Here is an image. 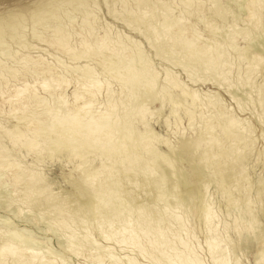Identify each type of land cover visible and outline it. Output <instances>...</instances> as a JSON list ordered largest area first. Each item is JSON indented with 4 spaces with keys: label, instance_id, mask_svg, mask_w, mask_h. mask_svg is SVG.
<instances>
[{
    "label": "bare ground",
    "instance_id": "6f19581e",
    "mask_svg": "<svg viewBox=\"0 0 264 264\" xmlns=\"http://www.w3.org/2000/svg\"><path fill=\"white\" fill-rule=\"evenodd\" d=\"M165 1H163V2H165ZM232 1H233V3H235V5L240 4V2H239L240 0H232ZM163 2L160 3V0H105L104 3L106 5L105 8L107 9V12L109 13L110 16H113L116 19L119 17L120 21L122 20L125 24H127L125 21H131L134 24L139 23V24L143 25L144 29L148 32L146 35L148 36V34H150L151 39H153V41L156 42V45L158 44V46H159L158 50L156 51V55H155L156 58H161L160 56H165L164 55V53H165L166 56L170 55V59H171L172 55H174L175 57H176V55H178V57H176V58L179 60V55H180V58L183 59V61L184 60L186 61L185 63H187V62H189L188 64L193 63V64H196L195 66H197L199 64L202 71H203V74H204V72L206 74L211 73V75H212V72L215 73L214 74L215 77H213L215 81L213 80L214 81L213 83H215L219 87L226 86L227 92H230L231 87H229L230 84L228 81L229 79H228L227 74L231 73L230 71H231L232 67H231L230 61L228 60L229 54L227 55L225 53L224 47H226V46H223V44H225V43H223V44L221 43L222 44L221 46L219 45V43L217 41V40H219V38H217L218 34H215L216 31L214 32V34H212V36L207 35V37L204 39V35H202L198 32V30L196 29V25L193 23V20H192V18H194V14H197V16L202 15V12H201L202 6H203L202 0H170V1H168V2H172L174 4L175 11H176V9L179 10V12H178L179 15L175 16L176 18L174 17L173 19L171 18L172 16L169 17L171 13L169 14V12L167 11V10H170L171 8L170 9L168 8L166 10L167 13L164 14L165 8H163L161 6V4ZM209 2H210V5H209V3H207V4L210 7V10H214L213 12L215 14V15H212V18L215 19L216 16L217 17L219 16L220 17L219 19H221V17H223L224 20L222 19V21H224V23H225L224 17H226L225 14L227 12L226 13L224 12L225 7H223L222 0H219L218 3H217V1L215 2L214 0H209ZM152 3L154 5H157V7H155V8L151 7L150 5ZM242 3H243V0H242ZM159 4L162 7V9L160 8ZM98 5H99L98 0H0V54L5 56L6 58L8 57L11 61L12 60L14 61V66H12V64H11V66H9L8 64L5 65L4 64L5 62L4 63L2 62L3 60L0 61V82L2 83L4 80L7 81L9 79H14L15 81H21L24 78H27L29 76L30 77L33 76V77H37L38 79L34 80L32 83L38 82V84L41 86V88L44 92H48V89L52 90V93L47 94L48 95L47 97L46 96L40 97L39 95L35 94L36 91L34 92L32 90L33 86H31V84H29L27 81H25L24 83H22L23 85H21L20 87H17V86L14 87L13 93L8 99L9 102L11 101V103L15 104V105L22 104L21 106L27 105V106H34L35 108L36 107L45 108V109H43L45 111L42 112L44 119L39 120L37 122V128L39 130L45 131V133H51L52 132V133H58V135L61 133L62 137L60 139L58 138L57 140H55V142L52 141V142H54V144L62 143L65 145H72V143H79V142L87 143V142H91V141H96L97 146L95 148L96 149L99 148V150H102L103 153H105L107 155V160L109 158L111 159V157L122 156V158L124 157L125 161L127 162V164L122 168L124 169L126 167L127 170H130L132 167L139 165V163L140 164L143 163L142 157H139L140 155L138 156L139 159H137V156H136L137 154L134 155L135 153H133V152H135V150L133 149L132 146L131 147L134 151L131 152L132 154L130 152H128L129 148H130V144L132 145L133 140L137 139V140L143 141V143H145V142L150 141L151 139L158 141V137L151 130L141 131V132L138 130H135V132L133 134L134 128L132 129V126H133L132 125V123H133L132 118L137 117L138 124H140L142 122V120H144V113L142 111H140V109H139L140 106L138 107L139 110H136V107L133 106L134 109L132 108L133 109V110L131 109L132 111H130L128 109L129 111H124L122 113V115L120 113H114L115 110L117 111V105H116V103H117L116 99L117 98L116 99L113 98L114 96H113L112 91L109 87V84H105L103 87L104 90L106 89L105 90L106 95H105L104 99L106 100L105 103L108 104L109 109H106L105 111L97 112L96 110H94L92 108L94 102L97 101L96 100L97 95H99L101 93V91L103 90V89L101 90L99 88H95L92 86V82L95 79L99 78V74L97 73L96 68L92 67L91 64L92 65L98 64L99 67L101 66V68L103 69L104 72L109 73L108 75H110V73H113V74H116L118 76H121V75L125 76L127 79L130 76V78L132 80H130V78H129V80L132 81L133 83L129 82V84L131 83L132 87H131V85L128 86V88H129L128 93L130 94V95L128 94V96H133V94H134L133 92H135V89H137V88L142 89V90H144L143 95L145 94L144 96H146L147 99L150 100V102L151 101L156 102L157 100H159L158 102H162L161 100H163V99L168 101L172 105L173 112L179 106V104H181L182 102L187 103L189 101L191 102L192 105H195L196 102L199 101L201 106L207 107V108L211 107L214 110V115L212 114L213 117L207 119L204 122V124H202L204 126V127L202 126L203 130L199 129L200 130L199 133L195 134L194 137H191L192 140L194 141V143L198 144L199 146L201 145L202 141L204 142L205 140H208V139L212 140L213 137H216L218 135V134H216V129L219 128L218 127L219 124L217 125V122L223 121L224 122L223 125L224 124L225 125L224 126L221 125V127L223 126L222 131H225L224 129H226V131H228L229 134L232 132L234 133V131H236L235 129H238V128L242 129L243 137L240 136V138H239V135H241L242 131H240V132L236 131L238 133L237 134L238 136L234 135L236 133L230 134L229 135L230 141L233 142V143H231V145L232 144L233 145L231 146L229 143L231 148L229 146H227V147H229V149L233 150V151L231 150L232 152L230 150H229V152L227 151L228 154H230V152H231V153H233V157H234V152H235V155L237 154V156L240 155L242 157V155H241V152H242L241 149H243L242 147H245V144L247 142L250 143V141H247V140H248V137L250 135L249 133H251V132H249V130L251 129V126H248L250 128L246 127L247 121L245 119H241L239 117H236L233 114H232L233 116L229 115V116L223 117L221 114V104H220V100H219L221 98H219V99L214 98V95L217 93H213L214 94L213 95L212 93H206V92L204 93L198 89L190 88V87H188L189 85H187V84L184 85L182 82H180L177 79L178 77H176L174 75L175 73L172 74V72H169L170 70H168V69H166V71L164 73V78H163L164 85H163V87L160 86L162 91L159 90L160 91L159 94H158V92H157V94L155 92H153L154 88L157 87L156 85H157V81L159 78V73L156 71V68L154 70V67L152 65L153 62L150 61V58L147 59L146 56H144V53H142L143 50H141L142 52L140 51L141 48H139V44H140L139 41L133 40L132 39L133 37L132 38H131V36L127 37L128 35L125 36V34H123L124 35L123 36L121 33H119L120 31L118 32V30H117L118 33L116 32V34H112V29H111L112 26H110L108 23H107V26L105 28H103V26L101 25V23H102V21L100 20L101 18L99 17V15H101V14L99 11H97L98 9H100V8H98ZM244 5H245V2H244ZM249 5H248V7L245 6L246 7L245 11L248 14V15L246 14L248 17L246 22L249 25L252 24V28H256L257 30H259L258 26L260 24H258L254 21L253 18L256 15H254V12H252ZM168 6H169V3L167 5V7ZM174 6L172 7L171 3H170V7H172L174 9ZM156 9H159L160 14H161V17L159 15V21L158 22H156V18H157ZM27 11H29V16H26V14H25ZM33 11H37L38 13L41 14L42 22L38 20L35 23H33V22L31 23V15H32ZM97 12H99V15H97ZM170 12L174 13V11L172 9L170 10ZM167 14H169V15H167ZM174 14H173V16H174ZM115 15L118 17H115ZM228 15H230V14H228ZM227 18L229 19V16ZM227 18H226V20H227ZM260 18H261V15H260ZM197 19H199V18H197ZM206 19H208V18H206ZM117 20L119 21V19H117ZM199 20H201V19H199ZM202 20L206 21L204 24L206 25L205 28H207L208 31L212 32L213 28L215 30V27H213V25L215 26V24L211 20L210 21L208 20L209 21L208 22L207 20H205V17H203ZM25 21H27V23H25ZM229 21H231V20L229 19ZM229 21H228V28L231 29V31H229V32L227 31V33H229L228 34L229 40L231 41L232 37H235L236 35L239 34V36H240L239 38H241L243 41L246 42L245 47H244L245 50H244V52H239L240 56L238 57V59L239 60L243 59L242 58L243 56H244V59L246 56L247 57L248 56L253 57V59H254V57H257V59H258V57L261 58L262 54H264L263 53V51H264V40H259V38L256 40H250L249 29L248 30H241V31L239 30L237 34L234 32L236 35H234V36L231 35L232 31L235 30V28H234L235 26L232 25V23H233L232 21L231 22H229ZM29 23H31V26H33V27H36V25L40 26L38 28H33V31L31 32V36H32L33 40H38L41 43L47 44L50 48L54 49L55 51L59 52L60 54L66 55L69 58V60L72 61V63H73L72 66H74V67L70 68V67H67L66 64L64 65L63 63H61L58 60V63L60 62L59 64L64 69V71L66 73L71 74L70 75L71 80H73L78 85V88L75 89V91L72 93V99L71 100L68 99V97L66 96V93L64 94L65 90L63 88H66L68 85H70V83L72 81L66 78L67 75L65 73H63L64 71H62V73L59 72L60 75L58 73L56 74L55 71H57L56 69H58V68H56L55 65H52L53 63L52 64L47 63L46 60L43 59V57L40 55L39 56H33L31 53V51L33 49L32 45L29 46L28 52L23 54L20 58L16 57V54H18V52L11 53V52L6 50L7 48H6L5 44L3 43L4 42L3 39L5 40V38H8V40L15 41L19 44H22L23 45V47H21L22 49L26 48L25 47V37H26L25 29L27 26H29ZM226 23H227V21H226ZM32 24H34V25H32ZM158 24H159V26H157ZM100 27H101V30H99ZM224 27L225 26H223V28ZM132 29L134 31H136V33L138 32L137 34H142V33H139L142 30H140V29L138 30V29H136V27H133ZM115 31H116V29H115ZM252 31H253V29H252ZM219 34H220V32H219ZM142 37L146 38L145 35ZM250 37H252V36H250ZM146 40H148V37L146 38ZM222 41H226V40H222ZM230 41H229V43L233 42L234 40L231 42ZM148 44L150 45L149 42H148ZM151 45H152V42H151ZM228 45L230 46L231 44H228ZM233 45L234 44H232L231 46H233ZM141 46H142V44H141ZM153 49L155 50L156 48L154 47ZM234 49H236V47H233V50ZM239 49H243V48L238 47V49H236V50H239ZM231 50H232V48H230V51ZM160 52H163V55ZM181 52L184 55H182ZM227 53H228V51H227ZM234 53H236L235 50H234ZM237 53H238V51H237ZM159 54H160V56H159ZM236 55H238V54H236ZM112 56L116 57L115 58L116 61L114 58H111ZM175 57H174V59L176 61ZM236 58H237V56H236ZM117 59H119V60H117ZM253 59H251V58L249 59V60H251L252 63L251 64L248 63L249 65L247 64V66L244 70L241 69L238 72L236 71L237 72L236 73V75H237L236 80L238 83H240V81L245 80V79L247 81L248 80L250 81V78L255 73V71H258L257 70L258 67L256 64L253 63V61H255ZM120 60H121V62H123L122 65L117 63L118 61L120 62ZM55 61H57V60H55ZM261 61H263V60L261 59ZM232 62H233V60H232ZM238 62L239 61L237 60L236 63L238 64ZM9 63H11V62H9ZM188 64H186V65L188 66ZM69 65H71V64H69ZM179 65L177 67H179ZM182 65H184V64H182ZM191 65L192 64H190V66ZM195 66H194L193 71H195ZM137 67H139V68H137ZM237 67H238V65H237ZM135 68H137V69H135ZM191 68H192V66H191ZM191 68H190V70H191ZM184 69H182V70L186 74L187 72H185V71H188L189 69L187 68L188 70H185V71H184ZM261 70H262L261 73L263 75V82H264V65H263V69H261ZM141 71L143 72V74ZM191 71H189V72H191ZM144 73H145V76H144ZM192 74L190 73V75H192ZM190 75H189V73H187V78L189 79V81H191L194 84L197 83L198 80L199 81L202 80V79L197 80L196 78L193 77V75H192V77ZM195 80H197V81H195ZM205 81H202V82L205 83ZM263 87H264V85L261 86L262 89H263ZM124 88H126V87H124ZM34 90H36V89H34ZM81 90H85L86 91L85 93L89 97L88 98L85 97V94ZM1 91H2V89H1ZM146 91H148V92L146 93ZM263 92H264V89H263ZM153 93H155V94H153ZM162 93H163V95H162ZM261 93H262V91H261ZM2 95H4V94H2ZM260 96L262 97L261 94H260ZM202 97L205 98V102H201ZM49 103L52 104V107L48 106ZM55 103L57 104V107H55ZM15 105H13V106H15ZM162 105L163 104H161V107H162ZM131 106H129V108H131ZM47 107H49V108H47ZM207 108H205V109H207ZM243 108L240 107V109H241L240 111H242ZM15 110H20V109H18L16 107ZM209 110H210V108H209ZM117 112H119V110ZM185 113L189 117L188 118L189 121H193L192 112L189 111L188 109H186ZM203 114L204 113L200 114L201 118H203L202 117V116H204ZM198 116H199V114H198ZM206 116H207V114H206ZM201 121H202V119H201ZM119 123H120V125L122 124L124 126L123 127L124 129H122V127H121V129L123 130L122 131L123 135H125V133L126 134L129 133V135L127 134L125 136L127 138L123 137V135H122V137H123L122 142H119L118 140L116 141V139L118 137L113 135V132H115V130H116L115 128L118 126ZM129 125H130V127H128ZM248 125H249V123H248ZM118 127H120V126H118ZM119 131H121V130H119ZM135 133L137 136L135 135ZM235 136H237L238 138ZM217 137H219V136H217ZM124 138H125V140H124ZM245 139L247 142L244 143V146H243L242 143ZM250 139H251V137H250ZM164 145L167 148H169L168 144L166 142H164ZM137 146H139V145L137 144ZM245 148L247 149V147H245ZM226 150H228V149H226ZM244 150L245 149H243V152H244ZM96 151H94V152H96ZM147 151H149L150 153H152L156 157H162L166 161V163H168L167 161L171 159V157L169 155L162 154L161 152L157 151V149H155V148L147 149ZM196 151L197 150L194 148L193 153H195ZM217 153L218 152L216 151V153H215L216 156H218ZM103 157H105V156H103ZM235 159H239V156H238V158H235ZM140 160H142V161H140ZM234 161H236V160H234ZM119 163L121 164L122 162H119ZM119 163H117V164H119ZM147 163L148 162H146V164ZM120 164H119V166H121ZM4 165H5V163H0V168H2ZM110 165H113V164H110ZM144 165L145 164H141V166L143 168H145ZM200 166H202V164ZM114 167H115V165H114ZM146 167L148 168V165H146ZM149 167H152V166L150 165ZM194 167L196 168L198 173L202 172V170L199 168V166H194ZM136 168H138V166ZM160 168H161V165H160ZM169 168H170V171L172 172L173 169L171 167H169ZM106 169H110V168L106 167ZM126 169H124V170H126ZM150 169H153V167ZM154 169L157 170V167ZM0 170H3V169H0ZM124 170H123V172H124ZM144 170H142V172ZM158 170H160V169L158 168ZM162 170H164V169L162 168ZM146 171H147V169H146ZM148 171H149V168H148ZM160 171H158V172H160ZM165 171H163V172L165 173ZM118 172H115V174ZM120 172L122 173L121 170H120ZM120 172L116 175H119ZM127 172H129V171H127ZM158 172H157V175H158ZM169 172L167 171V173H169ZM125 174H126V172H125ZM124 175H123V177H124ZM161 175L162 174L159 173L161 183H162V181H168V180H165L166 178L162 176L164 178L163 179L161 177ZM122 178H120V179H122ZM147 178L148 177H146L145 179H147ZM126 179H125V181H126ZM168 179H170V178H168ZM120 181H122V180H119L117 177V179L111 183V187L108 189L109 194L113 197L114 205L118 208V211L113 212L114 215L118 216L117 223L120 221L121 217L124 218L123 217V211H121L122 209L119 208V204H118L119 202L116 203V199H120V198H117V197H120V195L118 196V193L119 194L122 193V192H119L120 186L122 185V184L120 185V183H121ZM149 181H151V180H149ZM197 181H198V184H199L201 189L203 187H204V189H206V187H205L206 183H207L206 179L204 180L202 177H200ZM146 182L148 183L147 180H146ZM154 182L157 183L155 180H154ZM161 183H160V185H161ZM173 183H175V182H173ZM152 185H149V186L152 187ZM174 185L176 187V184H174ZM155 186H153V187H155ZM166 186H168V185H166ZM166 186H162V187H166ZM150 187H149V189H151ZM177 187L179 188V186H177ZM201 189H199V191ZM151 190H153V189H151ZM188 190L190 191V194L193 195L192 188L189 185L185 184L184 193L186 194V192ZM121 191H123V190H121ZM159 191L160 190H158L157 192H159ZM163 193H164V191H163ZM157 194L158 193H156L155 196H157ZM161 194H162V192L161 193L159 192V194H158L159 198L158 199H160L162 201L163 199H165V196H164V198H162ZM165 194H167V192ZM145 195H147V194H145ZM167 195H168V197H171L170 194H167ZM197 195H196V197H197ZM173 196H174V193H173ZM126 197H128V196L126 195ZM121 198H123V197H121ZM129 198L130 197H128V199ZM171 200H172V198H171ZM173 200L171 201V203L173 202ZM188 200H191V199H188ZM188 200H187V202H188ZM195 200H197V199L195 198ZM247 200L250 201L248 198H247ZM117 201H121V199L117 200ZM174 201H176V199ZM184 202H186V201H184ZM202 202H203V200H202ZM206 202H205V207H204V215H202V214L201 215L203 217V223L205 225L204 227H206L205 237H207L206 239H208V244H206L207 245L206 250H208V248H209L208 256L210 255V257H212L215 253V250L217 249L218 244H219V240L217 238L223 237L224 234L221 233V231L223 232L224 227H225V229H227V227H226V225H224V226L220 225L219 217H218V220L216 221V224H218L219 227L213 226L207 221L206 215H205V210L207 207H209V205L207 204L208 202L207 203ZM162 203H165L164 200ZM197 203H198V201H197ZM146 204L148 205V203H146ZM211 204H212V202H211ZM138 205L140 206L141 204H138ZM142 205L144 206V203ZM165 206L166 205H164L163 207H165ZM144 207H146V206H144ZM125 208H127V207H125ZM167 209H169V208H166L165 210L167 211ZM179 209H181V208H179ZM179 209H177V210H179ZM177 210L175 212H173V216H171V217L175 218L174 220L176 222H180L179 219H181L182 221L186 222V225L188 226L189 224H187V222H188L187 217L186 216L184 217L180 213L182 211H177ZM130 211H132V210L130 209ZM162 211H163V209H162ZM162 211L159 214H161V213L163 214L165 212V211L164 212H162ZM173 211H174V209H173ZM120 213H122V215H120ZM130 213L131 212H129V214ZM167 213L168 212H166L165 215H167V218H170V216L168 217ZM215 213H216V215L218 214V212H216V211H215ZM132 217H133V215H132ZM160 218H161L160 224H162V220L163 221L166 220L165 216H164V219H165L164 220L162 218V216H159V215H158V217H154L152 215L151 211L146 212V210H145L143 213H140L139 211H137L135 216L127 221L128 226L130 227L131 231L122 233V235L121 234L118 235L117 237L113 238V240H115L117 242H123V244L125 242V244L131 246L132 248H136L138 251H140L139 252L140 254L145 253V252L148 253V251H147V248H148L149 252L153 251L154 253L159 254L157 256L160 257L161 259H163L165 264H171V262L177 261V260L184 261V260L189 259V258H183L184 257L183 254L187 253V252H183V251H186L184 246L188 245L187 248L190 246V244H188L189 242L188 243L186 242V240H187L186 238L192 237V236L194 237V235H192V234H191L192 236L188 235L191 232V230L189 233H187L189 230L187 229L188 230L187 231L186 227L184 229H183V227H181V225L184 223H180V225H179V223H177L176 225H173V226H175L176 230L179 228V227L176 228V226H178V225L181 228V229L179 228V230L175 231V232L173 231V230H175L172 228L173 226L172 227H171V225L169 226V228L171 227V229H173V230L170 229L171 232L172 231L174 232V233L172 232L171 234L174 235L175 233L178 232L176 234L177 236L175 239L171 238L172 240H174L173 241L174 244H175V241L177 238L178 239L180 238L182 240V241L179 240V242H178L179 244H180V242H183L184 238H185V241H184L185 244L183 243L184 246L181 243L183 249H185V250H183V249L181 250L183 253L182 254L179 252H178L179 254L173 253V251L176 252V249H175L176 247L174 248L175 249L174 250L173 249L174 246L172 244V246H173L172 252H170V253L175 254V255L171 256V254H169V250H168L170 247L166 245L167 240H169L168 237H166V233L168 231L170 233L168 225L166 226L167 232L163 233L165 231L164 230L162 231V228L163 229L165 228L164 225L168 224V223H166V222H165V224L163 223L164 225L161 228V226L159 224V220H158ZM172 218H170V219H172ZM124 219H126V218H124ZM126 220H122V221H126ZM172 221H173V219L171 220V222ZM175 223H172V224H175ZM186 225H184V226H186ZM82 228L84 229V227H82ZM185 230L187 232H185ZM219 231H220V233H219ZM225 232H226V230H225ZM173 235H171V237ZM193 237H192V239H193ZM166 238H167V240H165ZM169 238H170V234H169ZM121 239H124V240H121ZM178 239H177V241H178ZM106 241H108V240H105V242ZM140 241H145V243H147V246L145 245V243H144V246H146L147 248L142 246L143 243H140ZM171 241H169L170 244L172 243ZM177 241H176V244H178ZM191 241H193V240H191ZM194 241H195V239H194ZM193 244H194V242H192L191 246ZM121 245H122V243H121ZM165 245L169 248H167ZM164 246L168 250V252H165V253H167L169 255H165L162 253ZM165 247H164V249H165V251H167ZM178 247L180 248V245ZM103 248H105V247H103ZM145 248H146V251L144 250ZM107 249H109V247ZM188 250L189 249H187V251ZM177 251H180V250L178 249ZM150 253L148 255L145 254V257L151 256V258H152L151 254H154V253H151V254ZM180 255H182V257H180ZM185 255L188 257L187 254H185ZM155 257L156 256H154L153 258L155 259ZM189 257H190V255H189ZM195 257L197 258V255H195ZM38 258H40V257H38ZM160 258H158V259H160ZM190 258L193 259L194 257H190ZM130 259H128L129 263H130ZM211 259L213 261L214 257ZM157 260L155 262H157ZM131 261L136 262L134 260H131ZM151 261H154V260L152 259ZM133 262H131V263L133 264ZM112 263H110V264H112ZM126 264H128V263H126Z\"/></svg>",
    "mask_w": 264,
    "mask_h": 264
},
{
    "label": "rangeland",
    "instance_id": "374dc122",
    "mask_svg": "<svg viewBox=\"0 0 264 264\" xmlns=\"http://www.w3.org/2000/svg\"><path fill=\"white\" fill-rule=\"evenodd\" d=\"M163 1H165V0H160V3ZM168 1H170V0H166L165 1L166 3L163 2L161 4V6L163 8H165V11L168 8L169 9L171 8L174 11L175 14L173 12H170L171 9L167 10L169 12V14L171 13L169 17L172 16L171 18L173 19L175 16L179 15V13H178L179 10L176 9V11H175L174 4L172 2H168ZM214 1L215 2L217 1V3L219 2V0H214ZM104 2H105V0H98V3H99L98 8H100V9L97 8L98 9L97 11H99L101 14V15H99V12H97V15H99V17L101 18L100 20L103 23V24L101 23L103 28H105L107 26V23H108L110 26L113 27V28L111 27L112 34H116V32L118 30V32L120 31L119 33H121L122 35L123 34H125V36L128 35L127 37L131 36V38L133 37L132 38L133 40L139 41L140 42L139 48H141L140 51L143 50V52L142 51L141 52L144 53V56H146L147 59L150 58V61L153 62L152 65L154 67V70L156 68V71L159 73V78L162 81L164 78V73H165L166 69H168V70H170L169 72H172V74L175 73L174 75L176 77H178L177 79L180 82H182L184 85H186V84L189 85L188 87H190V88L198 89L204 93L205 92L206 93H212V94L217 93V94H215V95L213 94V95H214V98H217V99L221 98L219 100H220V104H221V114L223 117L229 116V115H231V116L234 115V116L239 117L241 119H245L247 121V126H246L247 128H250L248 126H251V129H250L251 131L249 129L248 130L252 134L249 133L250 135H249L248 140H247V141H250V143L247 142L246 139L243 141V143H242L243 146H244V143L247 142L245 144V147H247V149L245 147H242L243 149H245L244 152H243V149H241L243 152V153L241 152L242 157L240 155H238L239 159H235V158H238L237 154L235 155V152H234V157H233V153H231L233 150L229 149V147L231 148V146L233 145V144L231 145V143H233V142L230 141L229 135L232 134L233 132L229 134V132L226 131V129H224L225 131H222V129H223L222 127L225 124L223 125L224 122L221 120H220L221 122L218 121L217 125L219 124L220 126L218 125L219 128L216 129V134H218L217 136H219V137L216 136V137H213L212 140L208 139V140H205L204 142L202 141L201 145L199 146V150L196 151L195 153H193L194 155L192 154V158H191L192 162L184 165L185 167L199 166V168L202 170V172L198 173V171L196 170V172L193 174V176L190 179H188L187 181H180L179 183H176V179H175L176 176L174 175L173 170H172V172L170 171L168 163H166V161L162 157L154 156L152 153L147 151V149L155 148V149H157V151L161 152L162 154L169 155L170 150H169V148H167L164 145V141H166L168 138H170L173 135V133L176 132L177 129H179L181 133H184L185 130L189 129V127H190L189 126V119H188L189 117L186 115L185 110L188 109L193 114V121L192 122L194 124H192L193 128L191 127V130L188 131V133H187L189 137H194L195 134L199 133V131L204 127L202 124H204V122L207 119L213 117L214 110L211 107L207 108V107L201 106L199 101L196 102L195 105H192L191 102L189 101V102H187L188 104L185 102H182L181 104H179V106L173 112L172 105L168 101L163 99V100H161L162 102H158L159 100H157L156 102L155 101L150 102V100L147 99L146 96H144L145 94L143 95L144 90L139 89V88L135 89V92H133L134 93L133 96H128V94H129L128 93V91H129L128 86H130L131 83H133L132 81H130V80H132L130 78V76L127 79L125 76H122V75L118 76V75L113 74V73H110V75H108L109 73L104 72L103 69L101 68V66L99 67L98 64H93V65L91 64L92 67L96 68L97 73L99 74V77H102L103 79L108 81L105 84L111 85L110 89H111L112 94L114 96L113 98H115V99L117 98L116 99L117 100V103H116L117 111L119 110V112H117L115 110L114 113H120L122 115V113L124 111H129V110L132 111L134 109V107H136V110L140 109V111H142L144 113V120H142V122L140 124H138L137 117L132 118L133 123H134V124L132 123V125H133L132 129L134 128L133 134H134L135 130H138L140 132L151 130L158 137V141L151 139L150 141L145 142V143H143V141H139V140L134 138L135 140H133L132 145L130 144L131 149L129 148L128 152L131 153L135 150V152H133V153H135L134 155L137 154L136 155L137 159H139L138 158L139 155H140L139 157H142L143 161L142 160H140V161L143 162L141 164H145L144 165L145 168H143L142 167L143 165L141 166V164L139 163V165H137L138 168H136L137 166H134L130 170H127L125 167L124 169H126V170H124L122 167H124L127 164L124 157L122 158V156H115V157H111V159L109 158L108 159L109 161H108L107 155L105 153H103L102 150H99V148L96 149L95 147H94L93 155L91 158L93 160H95L98 167L103 165V167H105V168L108 167V168H110V170H115V172H118V171L120 172V170L122 171L123 174L120 172L119 175H116L119 180H122V181H120L121 182L120 185L121 184L122 185L120 186V190H119V192H122V193L121 194L118 193V196L120 195V197H117V198H120L121 201L124 200L125 202H127L130 198L131 199L134 198L133 200L135 201L136 206H139L138 204L142 205L144 203V206H146V207H144L146 209V212L151 211L152 215L154 217H158V215H159V216H162V218L164 219V216H165L166 220L165 219H164L165 221L162 220V224H160L161 218L158 219L161 228L163 227L165 222L168 223V224L164 225V227H165L164 229L162 228V231L163 230L165 231L163 233L167 232V228H166L167 225L169 228L170 225L172 227L173 225H176L177 223H179V225H180V223H184L181 225V227H183V229L186 227V230L187 229L189 230V231L187 230L188 232L185 230V232L189 233L191 230V232L188 235L189 236L194 235V237L192 236L193 239H192V237L186 238L187 239L186 242L187 243L189 242L188 244H190V246L188 248H187L188 245L184 246L185 238H184L183 242H180V244L178 242L181 239L177 238L178 241H177V239H176V241L180 245V248H179L178 247L179 245L176 244V241H175V244H176L175 245L173 242L174 240H172V239L176 238V236H177L176 234L178 232L175 233L174 235L171 233L173 231L174 232L178 231L180 226L179 225L176 226V228L179 227L177 230L175 229V226L172 227L175 230L171 229V227L169 228V230L171 229L173 231L171 232V230H170V233H169V231L166 233V237H168L169 240H167V238L165 240H167L166 245L169 246L171 249L169 247H167L166 245L165 246L167 248H169L168 250H169V254H171V256L175 255L176 253L182 254L183 252H187L185 254H187L188 257L185 254H183L184 255L183 258H190L189 253H188L189 250L187 251V249L195 248L197 250V254H196L197 258L195 257V255H193V256H191V257H194L193 259H202V260H205L207 262V264H213V261L211 258H213L214 255L212 257H210V255L208 256L209 248H208V250H206L207 249L206 244H208V239H206L207 237H205L206 227H204L205 225L203 223V217H202V215H204L205 202L207 201L208 203L207 202L206 203L209 206H211V205L214 206V210L216 212H218L217 216L219 217V222H220L221 226L226 225V227H227L228 225H235L238 216H255L257 218V221H259V217L261 215L262 192H264V183H262V181H264V106H263L264 105V99H263L264 98V92H263L264 87H263V89L261 88V86L264 85V82H263V75L261 73L262 72L261 69H263L264 58L258 57V59H257V57H254V59H253V57H250V56L247 57L246 56L245 59L246 58L247 59L245 60L244 56H243L242 57L243 59L239 60L238 59V57L240 56L239 52H244V50H245L244 47H245L246 42L243 41L241 38H239L240 37L239 34L236 35L239 30L241 31V30H248L249 29V33L251 34V35L249 34L250 40H256L260 37L261 27H262V24H264V20H262V15H264V8L261 7V0H243V3H242V0H240L239 1L240 4H238V5H235V3H233L232 0H222L223 7H225L224 12L225 13L227 12L226 13L227 15L225 14L226 17H224L225 23L227 21L226 24L224 23V21H222L223 17H221V19H219L220 18L219 16L218 17L216 16L215 19L212 18V15H215V14L213 12L214 10H210V7L207 4V3H209V5H210L209 0H202V2L204 3V4L202 3V5H203L202 10H201L202 15L197 16V14H194V18H192L193 23L196 25V29L198 30V32L200 34L204 35V39L207 37V35L212 36V34H214V32L216 31L215 34H218L217 38H219V40H217V41H218L219 45L221 46L223 43H225V44H223V46L227 47V48L224 47L225 53L227 55L229 54L228 60L230 61L231 67H232V69L230 71L231 73L227 74L228 79H229L228 81L230 84L229 87H231V91H232V92L230 91L231 93L227 92L226 86L219 87L215 83H213L215 81L213 78V77H215L214 76L215 73L212 72V75H211V73L206 74L204 72V74H203V71H202L199 64L197 66H195L196 64L190 63V64H192L191 65L192 68H191L190 64H188L189 62L185 63L186 61L185 60L183 61V59L180 58V55H179V60L176 58V57H178V55H176V57L174 55H172L171 59H170V55L166 56L165 53H164L165 56H160V54H159V56L161 58H156L155 55H156V51L158 50L159 46H158V44L156 45V42L153 41V39H151L150 34H148V36L146 35L148 32L144 29L143 25H141L139 23L134 24L131 21H125L127 23V24H125L122 20L120 21V18L118 16L115 15V17H118L117 18V19H119V21H118L116 18L109 15V13L107 12V9L105 8L106 5ZM244 2H245V5H244ZM168 3H169V6L167 7ZM170 3H171L172 7L174 6V9L172 7H170ZM248 5L254 6V7H250V9L252 10V12H254V15H256L253 18L254 21L256 23L260 24L258 26L259 30H257L256 28H252V24L249 25L246 22L248 19V17H247L248 14L245 11V8H246L245 6L248 7ZM150 6L153 8L157 7V5H154L153 3ZM159 6H160V4H159ZM161 6H160V8L162 9ZM165 11H164V14L167 13V11L166 12ZM25 14H26V16H29V11H27ZM169 14H167V15H169ZM173 14H174V16H173ZM228 14H230V15H228ZM156 15H157L156 22H158L159 21V15L161 17L159 9H156ZM260 15H261V18H260ZM228 16H229V19L233 22L232 25L235 26L234 27L235 30L232 31V33L230 32L231 35H233V36L236 35L235 37H232L231 41L234 40L233 42H231L229 40V37H228L229 33H227V31L228 32L231 31V29L228 28V21H229V19L227 18ZM203 17H205V20H207V21L211 20L215 24V26L213 25V27H215V30H214V28L212 30L213 33L211 31H208L207 28H205L206 25L204 23L206 21L202 20ZM197 18H199L201 20H199ZM206 18H208V19H206ZM226 18H227V20H226ZM231 21H229V22H231ZM31 23H29V26H27L25 29V32H26L25 47L26 48L22 49L21 48V47H23L22 44H19L15 41L8 40V38H5L6 41L3 39L4 42L3 41L2 42L5 44V46L7 48L6 50L11 52V53L18 52V54H16V57L20 58L23 54L28 52L29 46L32 45L33 46V49L31 51L32 55L33 56H39L40 55L43 57V59L46 60L47 63H49V64L53 63L52 65H55L56 68H58V69H56L57 71H55L56 74L57 73L59 74V72L62 73V71H64V69L59 64L60 62L63 63L64 65L66 64L67 67H70V68L74 67V66H72L73 65L72 61H70L66 55L60 54L59 52L50 48L45 43H41L38 40H33L32 36H31V32L33 31V28H38L40 26L36 25V27H33V26H31ZM32 25H34V24H32ZM157 26H159V24ZM223 26H225V27L223 28ZM101 27L99 30H101ZM133 27H136V29H138L140 27L139 29L142 31H140L139 33H142V34H137L138 32L136 33V31H134L132 29ZM115 29H116V31H115ZM252 29H253V31L254 30L255 31L253 32ZM219 32H220V34H219ZM141 35L142 36L145 35L146 38L148 37V40H146V38L142 37ZM250 36H252V37H250ZM149 40L150 41L152 40L151 41L152 45H151V42ZM222 40H226V41H222ZM259 40H261V39L259 38ZM229 41L231 43H229ZM148 42L150 43V45L148 44ZM141 44H142V46H141ZM228 44H231V45L234 44V45L229 46ZM152 47L153 48L155 47L156 49L154 50ZM233 47H236V49H238V47L239 48L242 47L243 49H239V50L234 49L236 51V53H234ZM230 48H232L231 51H230ZM226 50L228 51V53ZM237 51H238V53H237ZM160 53L163 55V52H160ZM263 53H264V51H263ZM236 54H238V55H236ZM182 55H184V54L182 53ZM236 56H237V58H236ZM174 57L176 58V61H175ZM249 57L251 59L255 60V61H253V60L252 61L254 64L257 65L258 71H255V73L250 78L251 82L249 80L247 81L245 79V80L240 81V83H238L236 80L237 79L236 73L238 71H240L241 69L244 70L248 63L249 64L252 63L251 60H249L250 59ZM111 58L115 59L116 57L112 56ZM236 59L239 61L238 64L236 63L237 62ZM261 59L263 61H261ZM55 60H57V61H55ZM58 60L60 61L59 63H58ZM117 60H119V59H117ZM232 60H233V62H232ZM0 61H2L3 63L5 62L4 63L5 65L8 64L9 66H11V64H12V66H14V61L13 60L11 61L8 57L6 58L2 54H0ZM8 61L11 63H9ZM115 61H116V59H115ZM117 63H119L120 65L123 64V62H121V60H120V62L118 61ZM181 63L184 65H182ZM69 64H71V65H69ZM177 64L178 65L180 64L179 65L180 68L177 67L178 66ZM186 64H188V66ZM237 65H238V67H237ZM194 66H195V71H193ZM137 68H139V67H137ZM137 68H135V69H137ZM190 68L192 71L190 70ZM182 69H184V71L188 70L185 72L189 73V75H190V73L191 74L193 73L192 74L193 77L196 78L197 80L198 79H202V80L201 81L195 80V81H197V83H195V84L192 83L187 78V73L185 74ZM189 71H191V72H189ZM63 73H65L67 75V76L65 75L67 79L71 80V76H70L71 74L70 73H66L65 71ZM142 74H143V72H142ZM192 75H190V76L192 77ZM144 76H145V73H144ZM129 78H130V80H129ZM159 78H158V81L160 83L157 81V85H156L157 87H155L153 90V92H155L156 94H157V92L159 94L160 91H162L161 87H163V85H164V81L162 82ZM37 79H38L37 77H33V76L30 77L29 76L27 78L22 79L21 81H15L14 79H9L7 81L4 80L2 83L0 82V163H5V165L0 169H3L5 167L15 168V167L21 166L25 163H31V160L34 157V152L32 151V149L36 145H47V144L52 145V144H54L55 140H57L58 138L60 139L62 137L61 133L59 135H58V133H52V132L51 133H45V131L39 130L37 128V122L39 120L44 119L42 112L45 111V110H43L45 108L36 107L37 108L36 109L34 106H27V105L21 106L22 104L15 105V104H12L11 101L9 102V100H8L9 97L13 93L14 87L15 86L20 87L21 85H23L22 83H24L25 81H27L29 84H31V86H33L32 90L34 92L36 91L35 94L39 95L40 97H43V96L47 97L48 96L47 94L52 93L51 89H48V92H44L42 90L41 86L38 84V82L37 83L34 82L35 84L32 83L34 80H37ZM71 81L72 82L70 83V85H68L66 88H63L65 90L64 94L66 93V96L68 97L69 100L72 99V93L75 91V89L78 88L77 83H75L73 80H71ZM202 81H205V83ZM129 82H131V83L129 84ZM124 87H126V88H124ZM131 87H132V85H131ZM1 89H2V91H1ZM34 89H36V90H34ZM105 90L103 88L101 93L99 95H97V99H96L97 101L94 102V104L92 106V108L94 110H96L97 112L105 111L106 109H109L108 104L105 103L106 100L104 99V97L106 95ZM81 91L85 94V97H87V98L89 97L85 93L86 92L85 90H81ZM261 91H262V93H261ZM147 92L148 91H146V93ZM155 93H153V94H155ZM259 93L262 95V97L260 96ZM2 94H4V95H2ZM162 95H163V93H162ZM203 97L201 98V100H202L201 102H205V98H203ZM160 103L163 104L162 107H161ZM13 105H15V106H13ZM48 106L52 107V104L49 103ZM129 106H131V108H129ZM16 107L20 110H15ZM49 107H47V108H49ZM55 107H57L56 103H55ZM138 107H139V109H138ZM240 107L241 108L244 107L243 108L244 111L243 110L240 111L241 110ZM205 108H207V109H205ZM209 108H210V110H209ZM200 112L204 113L203 114L204 116H202L203 118L200 117V114H201ZM198 114H199V116H198ZM206 114H207V116H206ZM201 119H202V121H201ZM248 123H249V125H248ZM221 125H223V126L221 127ZM118 126H120V127H118ZM118 126L116 128L114 127L116 129L115 130L116 133L113 132V135L118 137L116 139V141L118 140L119 142H122L123 137H125L127 134L129 135V133H127V134L125 133V135H123L122 129H124L123 128L124 126L122 124L120 125V123L118 124ZM121 127H122V129H121ZM128 127H130V125ZM119 130H121V131H119ZM235 130L237 132L242 131L241 128H238ZM236 131H234V133H236V134L233 133L234 135L238 134ZM122 135H123V137H122ZM135 135H136V133H135ZM237 136H235V137H237ZM240 136L243 137V131L241 132V135H239V138H240ZM250 137H251V139H250ZM125 138H127V137H125ZM125 138H124V140H125ZM52 141H54V142H52ZM229 143L231 146L229 145ZM137 144L139 146H137ZM131 146L133 147L134 150L132 149ZM227 146H229V147H227ZM225 148L228 150H226ZM229 150L230 151L232 150L230 152V154H228ZM94 151H96V152H94ZM216 151L218 152L217 153L218 156L215 155ZM103 156H105L106 158ZM171 159H172V157H171ZM234 160H236V161H234ZM201 161H203L204 163H201ZM119 162H122V163L120 164ZM146 162H148V163L146 164ZM117 163H119L121 166H119V164H117ZM110 164H113V165H110ZM149 164L153 167V169H150L152 167H149L150 166ZM201 164H202V166H200ZM114 165H115V167H114ZM146 165H148L149 170H155L157 172L161 170L160 172H158V176L160 173V174H162L161 177L162 176L165 177L166 178L165 180H168V181H162V183L161 182L160 183L162 186H166V185H168V186L162 187L160 185V183L157 184L154 182L155 178H151V177L147 176L146 173L148 172V168L146 167ZM160 165H161V168H160ZM156 167H157V170L154 169ZM121 168L124 170V172ZM158 168L160 170H158ZM162 168L164 170H162ZM146 169H147V171H146ZM142 170H144V171L142 172ZM0 171H2V170H0ZM127 171H129V172H127ZM163 171H165V173ZM167 171L168 172L170 171V172L167 173ZM125 172H126V174H125ZM118 173H116V174H118ZM123 175H124V177H123ZM145 176L148 177L149 179L148 178L145 179L146 178ZM119 177L122 179H120ZM200 177H202L204 180L206 179V182H207L206 186H205L206 189H204V187L202 189L200 188L198 181H197ZM168 178H170V179H168ZM125 179H126V181H125ZM146 180L148 181L149 184L146 182ZM149 180H151V181H149ZM173 182H175V183H173ZM174 184H176V187ZM185 184L189 185L192 188L193 195L190 194L189 190L186 192V194L184 193ZM149 185H152V187H150ZM153 186H155V187H153ZM177 186H179V188ZM149 187L153 190L149 189ZM199 189H201L202 191L201 190L199 191ZM121 190H123V191H121ZM158 190H160L159 191L160 193L162 192V194H161L162 198H164V196H165V199L169 198L168 199L169 201L167 199L166 200L163 199L165 203H162L163 200L161 201L160 199H158L159 198V195H158L159 192H157ZM162 190L164 191V193ZM130 191H134L135 196L133 198L130 197L128 199V197H129L128 193ZM166 192H167V194H170L171 197H168V195L165 194ZM156 193H158L157 196H155ZM173 193H174V196H173ZM145 194H147V195H145ZM126 195L128 197H126ZM196 195H197V197H196ZM121 197H123V198H121ZM171 198H172V200L176 199V201L173 200V202L171 203V201H172ZM195 198L197 200H195ZM247 198L250 201H248ZM120 199H116V203L119 202L118 203L119 208L122 209L121 211H123V217L127 219L128 216L130 215L129 212H131V214L134 217L135 214L137 213V211L133 212L134 213L133 214L132 211H130V209L125 208L126 204H125V207L124 206L121 207L120 206L121 201H117ZM188 199H191V200H188ZM187 200H188V202H187ZM202 200H203V202H202ZM184 201H186V202H184ZM197 201L199 204L200 203L201 204L199 205L197 203ZM145 202L148 203V205ZM211 202H212V204H211ZM164 205H166L167 207L166 206L163 207ZM164 208L165 209L169 208L170 210L167 209V211H166ZM179 208H181V209H179ZM162 209H163V211H162ZM173 209H174V211H173ZM177 209H179V210H177ZM176 210L182 211L183 213L182 212H180V213L184 217L185 216L187 217V219H188L187 224H189L188 226L186 225V222L182 221L181 219H179L180 222H176L174 220L175 218L171 217V216H173V212H175ZM154 211L155 212L157 211L158 213L156 212L157 213L156 214ZM161 211L162 212L165 211L163 213L164 215L162 213L159 214ZM166 212H168L167 213L168 217L170 216V218L173 219L172 222H171L172 219L167 218V215H165ZM132 215H131V218H133ZM124 218L121 217L120 221L126 220ZM172 223H175V224H172ZM184 225H186V226H184ZM82 227H84V231L81 233V235L91 234L93 236V238L96 239V243L101 245L102 252L100 251L98 253V257L101 259H103L106 255L105 252L103 251V249H107L108 247H109V249H111L113 251V255L115 257V260L119 261L120 262L119 264H121V263L122 264H126V263L130 264L131 262H133L131 260H134L137 262V263L133 262V264L134 263L135 264H154L155 261L158 258H160L157 256L159 254H156L153 251L152 252L150 251V252L154 253V254H151L149 252V249L146 247L147 243H145V241H140V243H143L142 246H144V243H145L146 246H144V247L147 248L148 253L145 252L146 251V248H145L144 249L145 253L140 254L139 253L140 251H138L136 248H132L131 246L125 244V242L123 244V242H117L113 239L110 241L108 240L106 242L102 238L97 239L100 236L99 227L96 224L91 223L90 221L81 224L80 228L83 229ZM225 230L227 231V229H225V227H224V231L223 232L221 231V233L225 234L226 233ZM219 233H220V231H219ZM169 234H170V238H169ZM171 235H173V236L171 237ZM124 239H121V240H124ZM194 239H195V241H194ZM191 240H193V241H191ZM169 241H171L172 243L170 244ZM192 242H194V244L191 246ZM121 243H122V245H121ZM181 243L182 244L184 243L183 246L185 247L186 251H183V252L181 251L183 249ZM172 244L174 247L172 246ZM123 245L124 246L126 245V246L124 247ZM103 247H105V248H103ZM164 247H163L162 253L165 255H169V254L165 253V252H168V250L165 247L167 250V251H165ZM172 247H173V249L176 247L175 248L176 252L173 251V253H175V254L170 253V252H172ZM177 248L180 251H177L178 250ZM185 249H183V250H185ZM200 250H203V251H200ZM149 253L152 255V258H151V256H148L149 258L147 256L145 257V254L148 255ZM153 255L156 256L155 259L153 258L154 257ZM180 257H182V255H180ZM257 258H258V249H256L254 246L247 251V254L244 257V259L246 261H249L250 264H252V262H254V260ZM37 259H40V258H37ZM128 259H130V263H129ZM152 259L154 261H151ZM160 259H158L157 261H163V259H161V260ZM110 263H112V262L110 261L109 264Z\"/></svg>",
    "mask_w": 264,
    "mask_h": 264
},
{
    "label": "snow or ice",
    "instance_id": "6c2138e0",
    "mask_svg": "<svg viewBox=\"0 0 264 264\" xmlns=\"http://www.w3.org/2000/svg\"><path fill=\"white\" fill-rule=\"evenodd\" d=\"M261 7L264 8V0H261ZM38 20L42 22L41 14L33 11L31 22ZM259 38L264 40V24ZM105 83L107 81L99 77L92 82V86L102 90ZM192 124L189 121V129L184 133L177 129L164 141L170 149L172 159L167 162L173 169L177 183L187 181L196 172L195 167L184 166L192 162L193 149L199 150V145L187 134ZM96 146V141L72 145H36L32 149L37 158L36 163L31 166L27 176L19 178L22 192H17L10 185L0 184V227L6 233V236L0 237V264H20L14 242L7 236L32 240L36 255L41 258L35 264H102L101 258L93 255L101 249V245L96 243L91 234L81 235L84 229L80 225L89 221L96 224L100 230L97 239L103 240H112L131 231L127 223L131 213L126 221L119 223L118 216L113 214L118 208L108 189L117 176L115 170L106 169L103 165L98 167L91 158ZM146 174L160 183L157 171L149 170ZM128 196L134 197L135 192L130 191ZM125 204L132 212L143 213L146 210L142 205L136 206L133 199L127 202L122 200L120 206ZM13 213L17 218L27 215L34 227L31 230L17 228L9 218ZM205 215L211 225L219 227L214 206L207 207ZM217 239V249L227 241L230 264H242L247 251L253 246L258 249V258L252 264H264V192L259 221L255 216H238L236 224L228 225L224 236ZM155 264L165 262L157 261ZM192 264L207 262L194 260Z\"/></svg>",
    "mask_w": 264,
    "mask_h": 264
},
{
    "label": "clouds",
    "instance_id": "9594fccd",
    "mask_svg": "<svg viewBox=\"0 0 264 264\" xmlns=\"http://www.w3.org/2000/svg\"><path fill=\"white\" fill-rule=\"evenodd\" d=\"M36 156L31 160V163H25L19 167L9 168L5 167L2 171H0V184H7L13 187L14 190L17 192H22L23 186L20 184L19 178L22 176H27L31 170V166L36 163ZM17 199H20L17 196ZM13 221V225L20 229H27L31 230L34 225L32 224L31 220L25 215L24 217L17 218L16 215L13 213L10 217ZM6 236L3 227H0V237ZM8 239L13 240L16 250V258L20 261V264H35L38 260V256L36 255V246L33 244L32 240L24 238V239H17L12 236H7ZM102 251L99 249L94 256H98V253ZM105 257L102 260V264H109V262H113V264H119V261L113 259V251H105ZM202 251V250H200ZM197 254V250L195 248L189 249L190 257ZM230 250L227 245V241L215 251L213 264H230ZM194 260H202V259H187L184 261H173V264H192ZM242 264H250L249 261L243 259Z\"/></svg>",
    "mask_w": 264,
    "mask_h": 264
}]
</instances>
